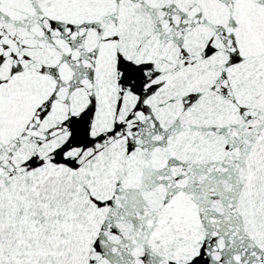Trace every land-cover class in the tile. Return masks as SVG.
Instances as JSON below:
<instances>
[{
  "label": "snow or ice",
  "instance_id": "snow-or-ice-1",
  "mask_svg": "<svg viewBox=\"0 0 264 264\" xmlns=\"http://www.w3.org/2000/svg\"><path fill=\"white\" fill-rule=\"evenodd\" d=\"M0 264H264V0H0Z\"/></svg>",
  "mask_w": 264,
  "mask_h": 264
}]
</instances>
